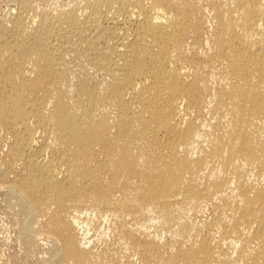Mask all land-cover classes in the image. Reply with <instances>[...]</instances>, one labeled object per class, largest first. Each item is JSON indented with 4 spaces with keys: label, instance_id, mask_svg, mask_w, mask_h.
I'll list each match as a JSON object with an SVG mask.
<instances>
[{
    "label": "bare ground",
    "instance_id": "1",
    "mask_svg": "<svg viewBox=\"0 0 264 264\" xmlns=\"http://www.w3.org/2000/svg\"><path fill=\"white\" fill-rule=\"evenodd\" d=\"M13 2L17 264H264V0Z\"/></svg>",
    "mask_w": 264,
    "mask_h": 264
},
{
    "label": "rangeland",
    "instance_id": "2",
    "mask_svg": "<svg viewBox=\"0 0 264 264\" xmlns=\"http://www.w3.org/2000/svg\"><path fill=\"white\" fill-rule=\"evenodd\" d=\"M10 1L11 3H9ZM33 1H37L36 3H38V5L49 6L53 3L54 0ZM14 9L15 5L13 0H0V21H5L9 17V15L13 13L11 11H15ZM9 207L10 203L7 201L6 195H4L3 191L0 190V254L5 257L4 259L6 261V264H17L19 262H25L23 260L25 258V246H22L23 244L17 240V231L19 232V224L15 219L13 213L11 212L12 208L10 207L9 209ZM34 248H36V245L32 246V249Z\"/></svg>",
    "mask_w": 264,
    "mask_h": 264
}]
</instances>
